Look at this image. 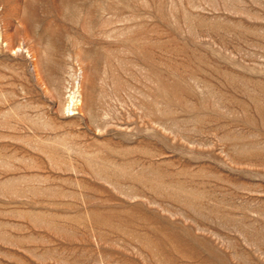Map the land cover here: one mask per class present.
I'll use <instances>...</instances> for the list:
<instances>
[{"label":"rangeland","instance_id":"obj_1","mask_svg":"<svg viewBox=\"0 0 264 264\" xmlns=\"http://www.w3.org/2000/svg\"><path fill=\"white\" fill-rule=\"evenodd\" d=\"M0 264H264V0H0Z\"/></svg>","mask_w":264,"mask_h":264},{"label":"bare ground","instance_id":"obj_2","mask_svg":"<svg viewBox=\"0 0 264 264\" xmlns=\"http://www.w3.org/2000/svg\"><path fill=\"white\" fill-rule=\"evenodd\" d=\"M152 244H153V243H152ZM157 244H158V243H157ZM163 244H164V240H161V241L159 242V245H160V246L158 247L159 250H160V247L163 246ZM156 248H157V246H156Z\"/></svg>","mask_w":264,"mask_h":264}]
</instances>
